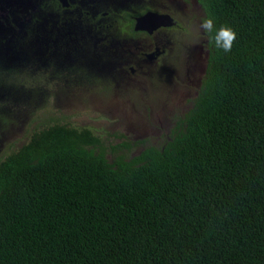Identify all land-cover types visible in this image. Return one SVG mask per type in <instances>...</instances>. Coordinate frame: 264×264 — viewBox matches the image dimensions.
<instances>
[{"label":"trees","instance_id":"16d2710c","mask_svg":"<svg viewBox=\"0 0 264 264\" xmlns=\"http://www.w3.org/2000/svg\"><path fill=\"white\" fill-rule=\"evenodd\" d=\"M198 1L206 67L162 145L109 160L52 123L6 146L0 264H264V0Z\"/></svg>","mask_w":264,"mask_h":264},{"label":"flooded vegetation","instance_id":"af4514ba","mask_svg":"<svg viewBox=\"0 0 264 264\" xmlns=\"http://www.w3.org/2000/svg\"><path fill=\"white\" fill-rule=\"evenodd\" d=\"M201 10L198 0H0V134L6 146L24 144L52 123L66 124L63 115L92 106L106 110L112 98L146 92L143 78L151 88L154 77L160 80L161 94L162 75L171 69L158 67L171 64L181 72L186 51L195 44L200 53L206 48L194 34Z\"/></svg>","mask_w":264,"mask_h":264},{"label":"rangeland","instance_id":"374dc122","mask_svg":"<svg viewBox=\"0 0 264 264\" xmlns=\"http://www.w3.org/2000/svg\"><path fill=\"white\" fill-rule=\"evenodd\" d=\"M187 34H191L189 30L186 31V36L190 39L191 35ZM177 56L181 57L182 53H178ZM205 56L204 52L200 53L198 50L186 51L184 58L182 57L180 60L181 64L184 65L181 72L180 68L176 66L172 68L171 64L158 67L159 70L163 67L171 69L169 75H162L165 80L163 82L165 89L161 94L158 93L160 89L157 86L158 79L156 77H154V81H151L153 88L150 87V81L143 78L141 82H145L146 86L143 83L140 84V88L144 87L146 92L132 91L125 98L110 99V107H107L106 110H94L92 106L85 113L63 115V120L70 126L93 130L108 151L109 160H112L116 153L130 157L146 147L160 146L171 134L175 126L174 120L177 118L176 113L172 115L173 110L162 109L163 106L172 104L175 101L174 97L179 99L182 96V89L189 88L195 82L196 75H199L198 70L195 69L190 72L188 68L194 69L197 59L205 58ZM155 72V69L149 68L148 75L155 76ZM121 80L124 79L119 78L120 83ZM117 107H119L118 111L111 110V108ZM61 122L63 123V121ZM123 143L130 145L133 143V145L130 149L117 148ZM114 148L117 150L114 151Z\"/></svg>","mask_w":264,"mask_h":264},{"label":"water","instance_id":"95a60500","mask_svg":"<svg viewBox=\"0 0 264 264\" xmlns=\"http://www.w3.org/2000/svg\"><path fill=\"white\" fill-rule=\"evenodd\" d=\"M159 20H161V19L159 18ZM141 22H143V21L140 20V21H139V24H137V25L140 26V25H141ZM197 46H199V45L194 46V47L192 48V50L195 51V48H196ZM205 67H206V64H205L204 60H202V59H197V62H196V64L194 65V68H195L196 70H198L197 72L200 74V76H202V74L204 73V71H205ZM196 81H197V80H196ZM198 82H199V80L197 81V83H198ZM8 142H9V140H8ZM8 142H7V137H6V135L3 134V133H1V134H0V158H1V156H2V154H3V152H4V150H5L6 144H7Z\"/></svg>","mask_w":264,"mask_h":264}]
</instances>
